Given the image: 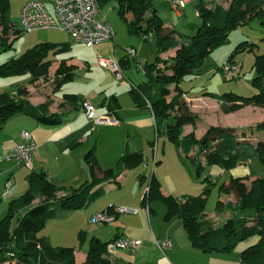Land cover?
Masks as SVG:
<instances>
[{
  "label": "trees",
  "instance_id": "trees-1",
  "mask_svg": "<svg viewBox=\"0 0 264 264\" xmlns=\"http://www.w3.org/2000/svg\"><path fill=\"white\" fill-rule=\"evenodd\" d=\"M99 1L102 7L105 3L116 6L131 33L141 36L151 34L146 41L151 38L156 41L155 59L143 64L145 80L132 82L131 93L138 103H145L151 108L158 134L166 135L180 146L185 156L194 161L199 172L204 167L203 159L206 164L218 165L225 169H231L246 161L248 158L243 146L248 142L241 143L230 127L211 126L201 138L194 135L183 136L181 125L196 118L188 103L181 102L179 98L186 92L181 85L184 78L200 73L209 53L228 41L231 29L255 16L259 17L264 27V0H230L228 6L217 1L212 8L208 6L207 0H194L202 23L197 26L196 33L189 36H183L177 29L165 24L155 0ZM11 7V0H0V45L4 47L12 46L16 39L9 41L10 31L19 32L12 21ZM245 42L246 40L239 42L229 60H233L238 52L254 50L256 43H251L252 47L244 48ZM59 45L62 48L67 43L58 44L50 41L38 43L3 64L2 68L6 72L14 70L28 73L33 77L47 76L53 63V60L47 57L48 53ZM170 49H176L174 57L170 59L160 57V53ZM65 61L62 60L56 72L57 87L74 78L73 67L65 66ZM224 66L225 64L220 68L224 70ZM254 68L256 75L252 84L257 88L256 93L248 96L234 91L224 92L220 96L209 93L223 102V109L226 112L245 105L264 107V53L256 54ZM19 91H21L19 96L15 93L0 94V130L10 117L18 113L31 115L48 125L61 123V114L50 112L52 104L50 98L43 103L34 104L26 98L25 90ZM168 97H171V100H168ZM72 102L75 103V97L66 94L64 105ZM175 105H179V113L171 116L170 111ZM256 128L264 129V124ZM254 145L264 169V134L258 136ZM133 155L141 159L140 154ZM128 157L130 155L122 156L115 168L116 171L112 169L113 180L119 174L120 164L128 161ZM86 159L92 172V179L71 190L67 186L51 182L45 171H32L29 174L27 190L10 202L7 214L0 219V264H115L105 253L107 244L118 236L109 241H103L97 236L92 237L86 260L77 262L73 246L54 245L36 233L45 226L50 217L54 216L56 206L67 210L81 209L103 195L105 192L103 186L92 190L96 183L102 182L97 178V173L102 170L98 167L92 150L86 154ZM103 173L106 172L103 170ZM244 179L249 177L230 178L229 186L236 192L239 202L232 208L218 200L219 214L231 211V216L218 226L213 224L205 212L206 194L210 189H205L197 195H188L184 201H178L172 195L163 194L161 182L153 176L149 183V197L161 198L166 202L167 216L178 214L195 248L207 253H229L241 242L255 237V242L243 248L240 264H264V176L260 175L251 180L249 190L243 182ZM221 189L227 191L225 183L220 186L219 190ZM60 191L67 193L58 196ZM38 197L43 199L37 205H33V201ZM15 217L17 224L14 227L12 225Z\"/></svg>",
  "mask_w": 264,
  "mask_h": 264
},
{
  "label": "crops",
  "instance_id": "crops-1",
  "mask_svg": "<svg viewBox=\"0 0 264 264\" xmlns=\"http://www.w3.org/2000/svg\"><path fill=\"white\" fill-rule=\"evenodd\" d=\"M26 1L28 0L20 1V13ZM42 1L50 5L49 0ZM165 1L171 7L169 1ZM190 5L191 3L179 14H176L182 17L186 13V8ZM12 21L19 28V19L12 18ZM165 24L172 27L166 22ZM50 30L53 29L36 30L38 33L36 31L28 32L37 33L31 36L29 42L32 44L35 42V45L39 42L37 40L53 41L58 44L67 43L65 47L61 48V45H59L51 50L56 56L62 55L68 50L73 51V49L83 47L74 44L65 30L58 29L63 31L61 36H63L62 39L65 41H59L57 39L59 37L51 38ZM20 33L18 32L14 38H17ZM118 41L119 37L117 36V40H114L111 44L108 40L96 45V47L94 46L96 50L95 59L92 57L79 59L74 55L65 58L58 57L56 60L52 59L50 75L53 68L55 69L54 74H56L62 60H66L67 64L73 67L74 78L63 83L60 87L52 88L48 94L35 92L29 99L34 104H40L50 98L52 100L50 112L61 114L62 121L57 125H48L31 115L23 113H18L6 121L4 127L0 130V157L5 156L17 144L23 142V131H29L33 135L38 147L33 156L32 169L17 166L14 161L5 160L0 162V190L2 191L3 189L4 193L5 183L11 180L14 184L13 192L21 196L28 188L29 174L32 171H45L48 179L56 185L67 186L70 190L78 188L92 179V172L86 159V154L92 150L96 156L98 167L102 170L97 173V178L101 179L102 182L96 183L92 190L95 191L100 186H103L105 192L86 207L67 210V212L62 210L64 219L70 220L74 217V221H70L69 225H75L79 237L83 238V244L75 251L77 262L86 260L92 237L97 236L103 241H109L113 237L118 236V238L140 239L141 244L135 251L122 248L114 251L107 250L105 255L112 259L115 264H198L195 258L197 257L200 260L202 257L197 256V248L192 245L188 238L182 219L178 214L167 216L168 206L163 199L149 197V183L153 176L156 177L161 182L163 194L172 195L178 201H184L186 196L196 195L201 191H192L194 189L190 188L188 184L186 185L187 178L182 173V169L184 167L187 169L186 174L189 176V181L194 182L196 179L197 183L199 180L198 176H200L199 171L194 161L185 156L180 146L176 145V149L169 151V146L164 141L160 149L159 137L161 135L157 132L151 108L145 103H138L131 93L132 82L134 81L129 79L124 74V71L122 78H115L110 73L111 69L99 65V56L107 59L118 58L123 70L125 61L132 59L136 61L137 70L142 73V77H144L142 79L145 80L143 64L139 60L137 48L134 45L125 46V54L121 56L118 50ZM103 45L107 48H113L114 53L102 54L101 51L103 49L100 46ZM127 47L136 48L137 56H128ZM175 50H170L171 54L167 53V51L161 54L163 57L171 56L175 54ZM56 51L57 53H55ZM93 68L104 71L101 73L105 74L104 77L97 80L99 75H94L96 71ZM78 69L88 71L87 76H84L85 81L88 83H81L82 86L80 87H70L63 93H59L66 84L74 83L78 77L82 78L76 72ZM139 76L141 75L139 74ZM139 82H142L141 78ZM89 83H94V86L92 87ZM209 93L212 92L204 90L202 94L192 98L189 97L187 92L184 95L188 99L203 100L213 97ZM66 94L75 97V103L64 105ZM84 98L91 99L96 107L97 116L115 117L118 120V124L98 123L94 119L88 118L82 103H80ZM263 134L264 132L258 131L256 136H253L257 138L249 139L248 143L244 144L243 149L246 145H250L255 150L254 144L258 140V136ZM135 153L140 154L141 159H139V156L133 155ZM126 155H130L128 161L120 164L119 174L113 180L111 178L112 169L115 172L118 161L122 156ZM247 158H249L248 154ZM178 160L182 164V169L180 167L173 169V164H177ZM248 161L247 159L231 169L206 164L204 159L203 165L207 169L209 168L207 176H211L210 179L214 180L229 171L228 177H222L224 179L223 183L228 185L231 177L248 176L253 180L255 177L264 174L252 169L248 165ZM103 170L106 173H103ZM66 193L67 191H60L58 196ZM225 193L227 192L224 189L219 190V200L227 201L226 197L228 194ZM5 197L3 195V198ZM42 199V197H38L33 201V205H37ZM112 204L133 207L137 209V212L113 213L115 217L109 222L94 223L90 221L94 213L104 211ZM147 206L149 211L146 210ZM221 216H226L228 219L231 216V211H224ZM43 238L54 245L64 244L53 235L47 234ZM155 238L160 240L169 238L173 243V248L166 253L162 252L158 248ZM242 250L243 248L240 252Z\"/></svg>",
  "mask_w": 264,
  "mask_h": 264
},
{
  "label": "rangeland",
  "instance_id": "rangeland-1",
  "mask_svg": "<svg viewBox=\"0 0 264 264\" xmlns=\"http://www.w3.org/2000/svg\"><path fill=\"white\" fill-rule=\"evenodd\" d=\"M20 1L21 0H11V13L13 19L20 18ZM217 1L219 3L224 4L225 6H228L230 0H207V4L209 7L212 8ZM155 2L157 3L159 13L162 16L163 20L168 25H171L172 27L176 28L179 34L183 36L195 34L197 31V26L202 23V20L198 16V13L195 9L194 0L193 3H191V5L186 8V13L182 17L178 16L165 0H155ZM103 9L104 11H107V13L106 11L105 13L115 32L114 38L110 39L109 43H113L114 40H117V36L119 37L118 50L120 55L122 56V54H125V46L134 45L138 50L139 60H141L142 64L145 65L148 62H152L156 57L155 50L157 49V44L155 39L151 38L150 40L146 41L140 34L131 33L128 29L126 22L122 19L121 15L119 14L118 8L116 6L114 7L113 4L105 3ZM189 23L194 25L191 26ZM15 26L17 27V25ZM17 30H19V33L21 32L19 28H17ZM117 30L118 32H116ZM36 32L38 33V31ZM36 32H27L28 34L21 32L15 39L14 44L10 47H4L0 45V94L15 93L16 96H19L21 92L19 91V89H23L26 91V98L29 99L30 96L33 95V93L35 92H44L45 94H48L52 90V88L57 87V83H55L54 81L57 78L56 74H54V68L52 69V74L50 75L51 66L49 67L47 76L38 77H33L28 73H19L18 71L14 70L12 72H6L2 68L3 64L9 62L14 57L20 56L27 49L33 47L31 45H35V42L32 44L31 42H29V39L32 35L37 34ZM49 32L52 34L51 38L59 37L57 38L59 39V41H65L62 39L63 36H61L63 31L53 29ZM10 34L11 36L9 41L13 40V38L17 35V32L10 31ZM245 40L246 42L244 43V48L252 47L253 45H251V43H256V45L254 44V50H243L235 54L233 60H229V56L234 52L239 42ZM37 41H39L38 43H42L43 41L45 42V40ZM95 47L83 46L80 49H73V51L68 50L64 52V54L59 56L54 55V52L50 51V53H48L49 56L47 57L49 59L56 60L58 57L65 58L74 55L79 59L87 57H92L93 59H95ZM100 47L103 50H106H100L102 54L104 53V55L114 53L113 48H107L104 45ZM170 50H168L167 53L171 54V52H169ZM174 53H176V50L174 51ZM257 53H264V27L261 25L259 17L255 16L249 19L247 22L239 24L237 27L231 29L229 31L228 41L220 46L215 47L209 53V55L206 57L204 63L201 66L200 73L187 75L182 81L181 85L186 89V92L189 94L190 98L202 94L204 90H209L216 96H220L222 93L228 91H234L238 94L247 96L252 95L257 92V88L252 84V80L256 75L254 64ZM159 55L161 58L165 59H170L171 57L175 56L174 54L171 56L168 55L166 57H163L161 53ZM228 62L230 66H235V68H232L230 73L226 74L225 71L220 67L223 64H227ZM65 63V66H72L68 65L67 61H65ZM58 68H60V65ZM93 70L96 71L94 75H99L97 80L104 77L105 74H101L104 71H100L97 68H93ZM97 71L100 74H98ZM123 71L124 74L127 75V77L133 80L134 82H139L140 78L141 81H143L142 78L144 77H142V73L137 70L136 61L132 59H130L129 61L126 60ZM76 72L82 78L78 77L74 83L70 82L68 83V85L66 84L63 90H61L59 93H63V91L68 90V88L70 87H80L82 86L81 83H88L84 79V76H87L88 71L84 69H78L76 70ZM110 73L113 77L117 78V75L112 70ZM139 74L141 76H139ZM89 85L93 87L94 83H89ZM18 86L20 87L18 88ZM173 94H175V92H173ZM179 99L181 102L186 101L188 103L191 112L195 115L196 118L192 122H188L181 125L180 128L182 130L183 136L194 135L197 138H201L207 133L208 129L211 126H226L230 127L232 132L236 134L239 141L242 143L247 142L251 138H257L253 136H256V133L258 131L264 132V129L258 130L256 128L257 126L264 124V107L245 105L233 111L226 112L223 109V102L219 98L214 96L205 98L203 100H192L186 98V96L183 95ZM168 100H171V97H168ZM178 113L179 105H175L174 108H172V110L170 111V114L171 116H175ZM243 129H245L246 131ZM164 141L167 142L169 146V151L176 149L177 144L163 134H161V136L159 137L160 149ZM244 150L249 156L248 165L251 166V168L255 171H260L261 173H264V169L261 166V162L259 160L258 155H256L255 150L250 145H246L244 147ZM176 167H180V169H182V164L179 160L177 164H173L172 166L173 169H175ZM182 173L187 178L186 185L188 184L190 188L194 189L190 190L195 192H202L205 189H210L208 194H206L207 201L205 206V212L207 213V216L212 219L214 225H222L227 220V218L226 216H221V214L217 212V203L220 199L219 189L224 182V179L222 177H228L229 171H227L226 174H223L222 177L219 176L216 180H214L210 179L211 176H207L209 173V168L207 169V167H203L200 169L199 172L200 176H198V183L196 179L194 182L189 181V176L188 174H186L187 169L185 167L184 169H182ZM262 175L264 176V174ZM243 182L247 185L249 190L251 187V179H244ZM225 188H227V193L225 194L228 195L226 197L227 201H222L223 205H228L229 207L231 206L232 208H235V206L239 202L236 192L229 186V183L228 185L225 183ZM17 196L18 195L16 192H12L9 195H6L5 198H3V189L2 191L0 190V219L3 218L8 212L10 202L16 199ZM62 210L67 212V209H63L59 206H56L54 216L50 217L46 222L45 226L42 227V229L37 230L36 233L40 237H43L47 234L53 235L58 238L57 240L64 243L63 245L73 246L75 250H78V248L83 244V240H81V238L79 237V234L75 229V225H69L70 221H74V217L70 220L64 219L65 217L62 214ZM16 224L17 218L15 217L13 219L12 226L15 227ZM255 240V237L245 240L229 253H206L201 251L200 249H196L197 256H201L202 258L199 260L196 257L195 259L196 261H198V264H240V250L248 246L249 244L255 242Z\"/></svg>",
  "mask_w": 264,
  "mask_h": 264
},
{
  "label": "built area",
  "instance_id": "built-area-1",
  "mask_svg": "<svg viewBox=\"0 0 264 264\" xmlns=\"http://www.w3.org/2000/svg\"><path fill=\"white\" fill-rule=\"evenodd\" d=\"M171 8L176 13H180L193 0H168ZM47 5L42 0H28L24 3L18 26L21 32H32L41 29H62L65 30L70 39L77 46L94 47L114 38L115 32L113 27L100 4L99 0H49ZM152 35H143L147 40ZM127 55L130 57L137 56V50L134 47L126 48ZM98 63L102 67L111 69L119 78L123 77V70L120 61L107 59L103 56L98 57ZM235 66L225 64L224 71L229 73ZM82 105L86 115L98 123L118 124V120L112 116L99 117L96 114V107L90 98H84ZM155 122V117L153 115ZM23 142L17 144L5 156L0 157V162L8 160L14 161L17 166L33 168V156L37 149V143L29 131L22 132ZM14 184L11 180L5 183L3 195H9L13 192ZM149 211V207H146ZM137 212L136 208L124 205H111L106 210L94 213L91 222H109L114 219L113 213ZM155 242L158 248L166 253L173 248V243L169 238L157 239ZM141 244L140 239L123 237L116 238L107 244V250L127 249L135 251Z\"/></svg>",
  "mask_w": 264,
  "mask_h": 264
}]
</instances>
